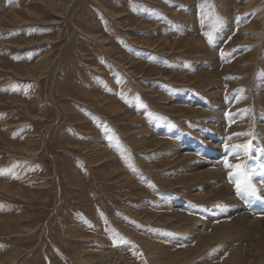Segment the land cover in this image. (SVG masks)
<instances>
[{
    "label": "rangeland",
    "instance_id": "1",
    "mask_svg": "<svg viewBox=\"0 0 264 264\" xmlns=\"http://www.w3.org/2000/svg\"><path fill=\"white\" fill-rule=\"evenodd\" d=\"M58 1L0 0V264H264L197 235L264 217V0ZM245 144L259 198L186 170Z\"/></svg>",
    "mask_w": 264,
    "mask_h": 264
},
{
    "label": "bare ground",
    "instance_id": "2",
    "mask_svg": "<svg viewBox=\"0 0 264 264\" xmlns=\"http://www.w3.org/2000/svg\"><path fill=\"white\" fill-rule=\"evenodd\" d=\"M66 0H59L58 3L64 2ZM74 0H72L71 2H69V5H71V3H73ZM66 3V2H65ZM68 3V1H67ZM58 60V59H57ZM55 65V64H54ZM57 64L54 66V68L56 69ZM215 141V140H214ZM223 141V140H222ZM217 143V142H216ZM218 146V145H217ZM191 148V147H190ZM200 148V147H199ZM201 150V149H200ZM203 151V150H202ZM200 153V152H199ZM198 153V154H199ZM257 154V153H256ZM259 155V154H258ZM237 156V151H235L234 149L230 148L228 150H223V149H212L209 150V154H207V157L209 158V162L206 161L197 164V163H193V164H189V167H187V171H191L193 173L189 174L192 175L191 177L193 178H204L206 179L208 178H213V182L211 183H207L206 187L209 188V190L211 192L209 193H217L219 195V198L223 197V199H227V200H231L233 199V196L231 195V192L229 191L228 186L226 185L225 178H224V171H225V166H223V160L225 157H236ZM183 159H181L182 161L184 159H187L188 156L186 157L185 155L181 156ZM256 158V157H255ZM262 158V157H261ZM236 162V161H235ZM234 163V162H233ZM211 166L212 169H208V166ZM251 166V165H250ZM253 166V165H252ZM216 168L217 172L215 174H212V170ZM252 168V167H251ZM216 171V170H215ZM226 172V171H225ZM208 175V176H206ZM258 175V174H257ZM229 176V175H228ZM254 181V180H253ZM259 181V180H258ZM260 184V183H259ZM231 187V186H230ZM208 190V191H209ZM234 195V194H233ZM235 196V195H234ZM247 201L249 202V204L251 205L252 203L256 202L253 198H251L250 196L246 197ZM220 201V200H219ZM232 202V201H231ZM234 202V201H233ZM242 203V202H241ZM257 203V202H256ZM235 204V203H234ZM248 205V204H247ZM253 205V204H252ZM241 205H236L234 207L233 210L228 211V214L230 215L231 213L236 214L238 217L234 218L232 220V223H228V222H223L221 224H219L218 226H216L211 233L209 234H204V235H200L199 233L197 234L198 236H200L201 238V243L205 246H211V240L213 241H227V235H241L243 236L244 234H251L250 232H256L255 235H262L264 237V217L261 218H255L253 215H250L248 213H245L246 211H244V209H242L240 207ZM257 209H264V206L259 203H257L256 205ZM246 210V209H245ZM250 212V211H249ZM176 215H180L182 216L180 213H176L174 214V216L176 217ZM227 215V214H226ZM161 217H163V219L165 218V215H161ZM230 217V216H229ZM222 218V217H221ZM224 219V218H223ZM222 219V220H223ZM188 220V218H187ZM186 220V221H187ZM221 220V219H220ZM230 220V219H229ZM185 221V220H184ZM213 221V219H212ZM217 221V220H216ZM228 221V220H227ZM166 222H170L168 220H166ZM219 222V221H218ZM221 222V221H220ZM212 225V224H211ZM196 231V230H195ZM194 233V231H192ZM196 236V234H194ZM197 244V243H196ZM159 246V245H158ZM200 248L202 249L203 246L200 245ZM195 249L197 250V247H195ZM194 249V250H195ZM235 254V252H234ZM234 256V255H233ZM233 256L229 257L225 262L227 263V261L231 260L233 258ZM235 259V258H234ZM233 259V260H234ZM228 261V262H229ZM237 261V260H236ZM234 264V263H233Z\"/></svg>",
    "mask_w": 264,
    "mask_h": 264
},
{
    "label": "snow or ice",
    "instance_id": "3",
    "mask_svg": "<svg viewBox=\"0 0 264 264\" xmlns=\"http://www.w3.org/2000/svg\"><path fill=\"white\" fill-rule=\"evenodd\" d=\"M219 23V18L216 17L215 21L210 25L214 30L216 25ZM209 43L212 42L213 36L211 32L204 33ZM227 147V146H226ZM234 150H239L241 152L249 148V145H234L232 146ZM224 166L226 168L234 169V171L229 172V179L234 183L235 190L238 194H250L252 196L260 197L259 187L253 181V173L245 170L243 162L236 164H229L227 160L224 161ZM264 167V166H262Z\"/></svg>",
    "mask_w": 264,
    "mask_h": 264
},
{
    "label": "crops",
    "instance_id": "4",
    "mask_svg": "<svg viewBox=\"0 0 264 264\" xmlns=\"http://www.w3.org/2000/svg\"><path fill=\"white\" fill-rule=\"evenodd\" d=\"M264 171V170H263ZM262 188H264V187H262Z\"/></svg>",
    "mask_w": 264,
    "mask_h": 264
}]
</instances>
